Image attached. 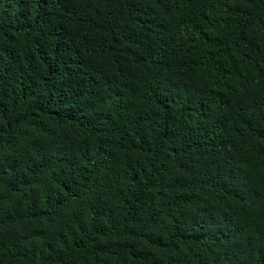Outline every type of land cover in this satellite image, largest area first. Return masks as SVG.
<instances>
[{"label":"trees","instance_id":"1","mask_svg":"<svg viewBox=\"0 0 264 264\" xmlns=\"http://www.w3.org/2000/svg\"><path fill=\"white\" fill-rule=\"evenodd\" d=\"M0 264H264V0H0Z\"/></svg>","mask_w":264,"mask_h":264}]
</instances>
